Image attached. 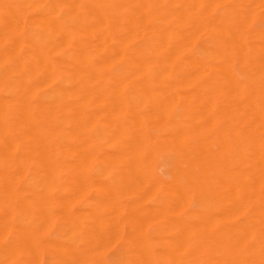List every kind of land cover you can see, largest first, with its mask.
Returning a JSON list of instances; mask_svg holds the SVG:
<instances>
[{"label":"bare ground","instance_id":"1","mask_svg":"<svg viewBox=\"0 0 264 264\" xmlns=\"http://www.w3.org/2000/svg\"><path fill=\"white\" fill-rule=\"evenodd\" d=\"M102 147L118 174L98 190L126 216L99 227L125 249L114 263H93L99 243H44L33 228L53 202L86 196ZM160 152L188 168L163 179L150 163ZM3 166L0 233L22 215L19 264H264V0H0ZM131 195L142 198L127 210ZM210 232L214 245L199 236Z\"/></svg>","mask_w":264,"mask_h":264},{"label":"rangeland","instance_id":"2","mask_svg":"<svg viewBox=\"0 0 264 264\" xmlns=\"http://www.w3.org/2000/svg\"><path fill=\"white\" fill-rule=\"evenodd\" d=\"M136 43L138 45L141 44V40H138ZM158 129H161V127H159ZM107 149H108L107 147H102L99 150V155L100 154L103 155V158L100 157L101 155L99 156L102 161L99 160V163L100 164L98 163V165L96 167L97 169H94L93 171L92 170H87V169L84 170V171L88 172L89 175H91V177L94 180L93 182H95V181L98 182L99 181L98 183L95 182L92 186L88 187V189L86 190V192H87L86 193V196L85 197H79L78 199H76L75 201H73L71 203V205H70V203H69V205H66V204H63V203H59L57 201L53 202V204L51 205V212L52 213L48 215V218L47 217L45 218L46 220L52 218L51 219L52 221L48 220V223H47V222H45L46 220L44 219V222L47 223V225L46 224L44 225V222H42L43 225L40 224L39 225L40 228H38L37 225H35V227H33V228H36V231H37V233L40 236V240H42V242H44V243H46V241L48 242L49 240H53V241L58 240L59 242H62L63 244L65 243V245H68L69 244V247H72L73 246L72 247L73 249H76V248H84V247H87V249H89V248H91V246L94 247V248H96L94 246L95 243H96V245L98 243L101 244L103 246V247L101 246L103 249L100 246L98 247V251L97 252L94 249V257H93V260H92L93 263L94 262L97 263V262L102 261V260H105V261L107 260V261H110V262L112 261V263H114L113 258H115L116 254L119 253L120 249H121V256L123 258H124V256L127 258V256L124 253L125 252V249H122V243H120L115 238L109 237V236L107 238L110 241H113L114 243L112 244V242L110 243V241H109V243H107L108 242V240H106L107 238L105 239L104 237H102L103 231L102 230H101L102 232L100 231L101 226L103 225L102 226V228H103L104 225L107 223V221H110V220H108V219H110V217H108V218L106 216H105L106 218L104 217L105 214H107V216H111V217H114L113 215H115V216L118 215L117 217H120L118 219L119 220L121 219L122 221H125V218H126V216L124 214V211H122L121 209L120 210L118 209V211H116V209L114 210L113 207H117L118 208L119 206H115V204L111 200H108V201H111V203H112L111 205H113V207H112L113 209H112V213H111V211L109 209V208H111L109 206V203L110 202L105 201V200L102 199V195L105 194V193L102 194V192L100 190H98V189H100V187L102 185V184L101 185L99 184L100 182L101 183L107 182V185H109V184L111 185L112 180H110V178L112 177V179H114V175L113 174L111 175L110 172L111 173H114V174H118L117 173L118 171L116 172V169H114V168H112L110 166H109L110 168H108V166L106 168V166H105V163L104 162H105V160H107V157H108V150ZM63 155H65V154H62L61 157H63ZM106 155H107V157H106ZM100 158H98V159H100ZM175 160H176L175 158L168 157L167 154H165L163 152H160L159 154L156 155V157L150 163L153 164V168L155 169V171L163 179L165 178V179H168L169 180L172 177L173 172L178 170V166H182V169L183 168H185V169L188 168V163H187L186 160L182 164L178 163ZM3 168H5V167L4 166L3 167H0V170H9L7 168L6 169H3ZM194 168H196V171H198L200 173H204V172H206V170H208V167L201 168V167L195 166V164L191 166V170L193 171ZM66 169H70V168H66ZM66 169H62L61 170V173L60 174L63 177L61 179V181H62V184H63L62 187L64 188L65 194L66 195H70L72 193L70 191H73L74 190V188H73L74 186L73 185H71V186H65L64 176L69 171V170H66ZM104 169H109V170H104ZM27 170H28L27 173L29 174L28 176H30L31 174H33L35 172L34 167H30ZM80 170H82V169H80ZM71 171H72V169H71ZM36 172H38V171H36ZM102 181H104V182H102ZM95 184L96 185H100V186L97 187ZM104 184H106V183H104ZM21 188L24 189V190H28L30 192H33V193H38V192H40V188L41 187H35L34 185H31V184H23L21 186ZM57 189L55 188L51 192L56 197H58L59 194H60V189L59 188H57ZM138 197H139V195H131V196H128V197H126V196L125 197H122V198H124V201L122 203H124L125 205H128V206H126L127 207L126 209L128 210V207L130 205H132L133 203H135V202L137 203V206L140 205V200H141L140 198H142V197H139V198ZM87 198H90V199H87ZM91 198L93 199L92 201H90ZM94 199L97 200L96 201L97 203L94 202V204L97 205L96 208H94V206H92L93 205V201H95ZM99 199H101V200L98 203V200ZM150 201L153 204V200L152 199H148L146 201V203L147 204H150ZM119 204H121V203H119ZM196 207H197V204L194 202V203H192L190 205L188 211L192 212V211L195 210ZM60 208L63 209L66 212V213H64L65 216H63V212H62V210H60ZM83 209H85L87 211V214L89 215L88 218H85L86 217V214L84 213L85 210H83ZM89 209H90V211H89ZM93 211H94V214H93ZM99 211H101V213ZM113 212H115V213L118 212V213L117 214H114ZM81 213H83V214H81ZM11 214H9L10 216L8 215V217H7L8 219L7 220L8 221L10 220L9 222L11 223V225L13 223L12 226L14 228H12V226H11V228H9L6 236H4V237H2V235L0 233V244L2 242H6V244L10 247V249H9L8 252H6L4 250H0V253H1L0 254V264H19L20 263V260L19 259L22 256V254H20V253L23 252L22 250L20 251V249H19L20 247H19V244L17 245V242L19 241V243H20V240H21V243H22L24 241V235H22V228L24 226V220H23L22 215H19L18 213H14L13 214L11 212ZM59 214L61 215V217H60ZM96 214H98V216H100V217L102 216L101 218L103 219V220H101V218H99L100 219V223H98V224H96L99 221V220L97 221L98 216ZM1 216L2 215L0 213V217ZM184 217H187V215H185ZM239 220H241V218ZM8 221H6V222H8ZM111 221H112V219H111ZM113 221H114V219H113ZM101 222H103V223H101ZM85 223H86V225L84 226ZM110 223H113V222H110ZM14 224H16V225H14ZM161 224H163V223L161 222ZM18 225H20L22 227H20ZM43 226L45 227V230L42 229ZM89 226H91L93 229L92 228L88 229ZM20 228H21V230H20L21 231V235L19 233L20 231L18 230ZM37 228H38V230H37ZM123 228H124L125 234L128 235L129 234V227H128V225L127 224L124 225ZM157 228H158V223H154V222L148 223L145 226L144 230H143L142 236H144L145 238H151V237H153L154 234L157 231ZM41 229H42V231H41ZM15 230H17L18 232L15 231ZM96 230H97V232H96ZM13 233H15V234L12 235ZM18 234L20 235V238L17 237ZM92 234H94V235H92ZM42 236L46 237L47 240L45 238V241H43L44 240L43 239L44 237H42ZM87 236L88 237L89 236L90 237L92 236V237H91V239H89L90 237L88 238ZM168 236H169V234H166L164 236H160V238L161 237H168ZM199 236L204 237L205 239L209 240L208 241L209 245H214L217 242L215 239H213L214 238V235L211 232L210 233H207V234H205V233H202L201 234L200 233ZM101 238H103L104 241ZM94 240H96L97 242H95ZM147 240H149V242H151V246H153V247L156 246V243L157 242L153 241V239L152 240L151 239H147ZM105 241H106L105 245L107 247L104 246V244H103ZM84 242H86V243H84ZM87 243H89V244H87ZM90 243L92 245H90ZM14 246L15 247L17 246L16 248L19 251H17V249ZM90 250L93 251L92 248ZM90 250H88V251H90ZM8 254L12 255V257L10 259L7 257ZM3 258H4V260H3ZM49 263H50V258L48 256V254H44L43 259L40 261V264H49Z\"/></svg>","mask_w":264,"mask_h":264}]
</instances>
